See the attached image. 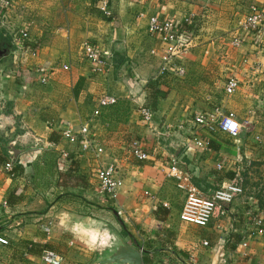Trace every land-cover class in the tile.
<instances>
[{"label":"crops","instance_id":"0c3cea01","mask_svg":"<svg viewBox=\"0 0 264 264\" xmlns=\"http://www.w3.org/2000/svg\"><path fill=\"white\" fill-rule=\"evenodd\" d=\"M3 1L0 30L13 44L0 57V166L14 157L22 173L0 172V236L8 241L0 245V264H43L45 246L62 260L65 251L101 252L113 226L146 250L151 264H264V232L248 237L255 202L239 197L204 228L184 223L183 194L166 174L174 160L208 195L232 180L229 173L239 175L231 167L259 156L242 131L264 129V75L255 70L264 63V37L246 34L242 23L249 7L264 0H101L109 15L92 0H7V7ZM149 16L171 19L188 34L175 62L184 66L182 77L170 66L161 75L164 43L148 33ZM22 28L33 52L15 43ZM84 45L100 55L101 72L92 71ZM229 79L238 83L230 95ZM150 81L162 96L145 121L140 109L150 105ZM102 95L116 103L93 117ZM215 112L234 114L236 140L194 122ZM66 124L88 125L102 153L62 140ZM133 141L147 160L131 155ZM109 165L123 182L114 198L100 193L96 178Z\"/></svg>","mask_w":264,"mask_h":264},{"label":"built area","instance_id":"2783aa9c","mask_svg":"<svg viewBox=\"0 0 264 264\" xmlns=\"http://www.w3.org/2000/svg\"><path fill=\"white\" fill-rule=\"evenodd\" d=\"M4 6H9V1H3ZM101 12L109 15L105 3L100 7ZM139 18H145L144 13H139ZM243 31L247 33L258 32L264 37V1L258 4H253L249 7L247 15L242 23ZM148 33L152 36H157L164 43V52L161 56L162 62L165 67L161 71L164 74L169 66L171 67L175 77H182L185 73L182 64L176 65L175 62L181 50L186 48L188 34L181 32L177 24L168 18H159L157 16H149L147 18ZM28 40L27 31L22 28L15 35V43L21 47V43ZM242 39L236 38L232 41L234 47L241 44ZM84 54L89 63L93 65V72H101L103 62L100 55L95 51L92 46L84 45ZM255 70L264 75V63H258ZM42 83L46 80L42 79ZM238 83L235 79H229L225 85L226 94L230 95L235 92ZM116 98L111 95H102L97 100V105L92 112L93 117L100 114L101 109L114 105ZM213 118H208L204 115H198L194 118V122L201 127H204L208 132L215 131L224 133L230 139L236 140L240 132V125L235 119L232 112L222 114L215 112ZM140 114L145 121H150L152 112L143 107L140 109ZM61 139L72 145H78L79 150L82 152H90L95 156L102 153V149L97 147L88 125H81L75 130L70 124H66L61 131ZM131 155L139 161H145L148 158L147 153L143 150L139 141H133L130 144ZM63 157H67V153H62ZM14 162L7 161L0 166V172L8 173L11 176ZM167 177L173 179L175 187L183 194L184 203L179 215L180 221L197 227H207L211 219L217 214L219 217L226 216L227 206L232 204L239 197L244 196V191L241 186L234 182H227L220 188L215 189L208 195H204L201 191L193 185L190 177L183 173L178 168L176 161H170L168 165ZM116 169L113 165H109L100 169L96 173L98 187L101 194L109 198H114L117 191L123 186L122 180L118 179L115 175ZM262 213L255 210L254 215L248 214L249 229L248 237H254L264 232V220L261 217ZM48 232V229H45ZM0 245H8L6 238L0 236ZM206 245V243H203ZM243 248L247 247V242H241ZM40 260L43 264H62L61 257L52 250H44L40 255Z\"/></svg>","mask_w":264,"mask_h":264},{"label":"rangeland","instance_id":"374dc122","mask_svg":"<svg viewBox=\"0 0 264 264\" xmlns=\"http://www.w3.org/2000/svg\"><path fill=\"white\" fill-rule=\"evenodd\" d=\"M264 110V108H263ZM262 118H260V123L263 124L264 127V111L261 113ZM249 130L242 131L243 139H246L247 141H256V144L258 145V154L259 156L255 158L250 163H247L243 167L239 166L231 167V169L237 170L239 175L237 177H234L232 180H228L227 182H234L235 184L242 187L244 191V196H246L251 202H255L256 204V210H258L261 213H264L262 209L258 207V198L257 195L264 198V129L258 132H253L250 130V126H247ZM213 134L218 133L217 131L212 132ZM113 227H109V230ZM108 230V229H107ZM114 230H117V228H114ZM118 231V230H117ZM111 234H109V240L108 238L104 243H100L99 241L97 244H101L100 250H103L101 252H82V251H72V252H66V260H62V264H91L93 261H95L96 256H98V253H101L103 255L108 249L107 246H109L111 240ZM106 248V249H105ZM105 249V250H104ZM80 253H83L80 255ZM85 255V256H84Z\"/></svg>","mask_w":264,"mask_h":264},{"label":"water","instance_id":"95a60500","mask_svg":"<svg viewBox=\"0 0 264 264\" xmlns=\"http://www.w3.org/2000/svg\"><path fill=\"white\" fill-rule=\"evenodd\" d=\"M0 52V57L2 56ZM14 162V157H10ZM111 242L107 251L92 264H143V251L128 243L117 231L111 230Z\"/></svg>","mask_w":264,"mask_h":264},{"label":"trees","instance_id":"16d2710c","mask_svg":"<svg viewBox=\"0 0 264 264\" xmlns=\"http://www.w3.org/2000/svg\"><path fill=\"white\" fill-rule=\"evenodd\" d=\"M100 3H101V0H92V6L96 7L97 9L100 8ZM11 44H13L12 41H11V38L5 36L4 32L2 30H0V52L4 51V50H6L4 52H7L8 49L12 48ZM21 47L27 52H33L35 50L34 49V45L29 43V41H27V40L21 43ZM145 90H147L148 97H150V105L146 106V108H148L150 111H152L151 103L155 102L158 99V97L162 96V93H160L157 89H155V81H153V82L150 81L145 86ZM6 162H7V159H6ZM6 162H4V163H6ZM21 173H22V168H20V166H18V165H13L11 174L12 175H15V174L17 175V174H21ZM227 178L228 179H233L234 178V174L229 173L227 175ZM12 195H14V193H12ZM14 197L15 196H13V198ZM257 198H258V202H257L258 203V207L264 211V198L260 197L259 195H257ZM121 235L127 236L128 233L125 230H123ZM28 245L30 246V248L33 247V244H28ZM45 247H46L45 250L51 249L50 246H45ZM142 259H143V264H151L152 263V261L150 259V255H149V253L146 250H143Z\"/></svg>","mask_w":264,"mask_h":264}]
</instances>
